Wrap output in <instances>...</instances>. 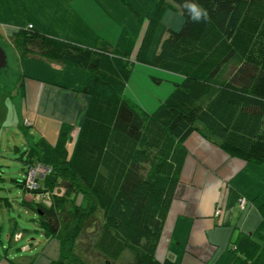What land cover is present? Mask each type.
I'll list each match as a JSON object with an SVG mask.
<instances>
[{
    "label": "trees",
    "instance_id": "1",
    "mask_svg": "<svg viewBox=\"0 0 264 264\" xmlns=\"http://www.w3.org/2000/svg\"><path fill=\"white\" fill-rule=\"evenodd\" d=\"M197 11L206 16L194 20ZM12 42L21 57L90 73L80 90L89 97L80 124L63 125L55 144L36 139L21 122L27 148L19 159L26 173L38 164L49 170L37 177L33 192L50 204H24L37 211L46 234L61 241V255L52 264H91L76 242L95 225L99 209L103 224L94 245L107 263L130 249L128 264H178L159 259L157 251L181 184L185 143L194 132L264 167V0H160L133 59L134 44L126 35L116 46L101 40L91 48L28 27ZM237 55L236 69L223 77ZM136 63L183 77L150 113L126 95ZM6 86L22 99L23 75L10 64L0 73V90ZM17 182L27 194L26 178ZM236 252L235 264H264V220Z\"/></svg>",
    "mask_w": 264,
    "mask_h": 264
},
{
    "label": "crops",
    "instance_id": "2",
    "mask_svg": "<svg viewBox=\"0 0 264 264\" xmlns=\"http://www.w3.org/2000/svg\"><path fill=\"white\" fill-rule=\"evenodd\" d=\"M126 1L138 15L123 0H0V43L10 50V65L23 75L24 84L18 110L15 91L0 96V166L3 153L20 152L16 141L22 140L27 148L22 121L36 139L44 137L55 144L63 125L80 124L89 102L80 92L89 71L37 56L21 57L13 35L33 25L51 37L91 48L101 40L116 46L126 35L134 44L130 46L133 59L160 0ZM214 140L194 132L185 143L188 154L181 184L158 246L161 260L235 264L236 245L253 235L264 220V167L231 155ZM14 186L21 193L18 190L12 201L0 187V264H52L61 255V241L48 236L36 218L31 230L20 226L13 211L32 200L18 182ZM243 197L245 207L240 204ZM219 207L222 214L217 217Z\"/></svg>",
    "mask_w": 264,
    "mask_h": 264
},
{
    "label": "rangeland",
    "instance_id": "3",
    "mask_svg": "<svg viewBox=\"0 0 264 264\" xmlns=\"http://www.w3.org/2000/svg\"><path fill=\"white\" fill-rule=\"evenodd\" d=\"M178 10L180 9L178 5H174ZM9 64H13L11 59L10 50L8 53ZM240 57L237 55L232 62L226 65L223 77H228L237 67ZM10 65V66H11ZM151 76H156L162 78L163 81L158 84L154 82ZM183 77L180 74L162 70L157 67H150L148 65L136 63L134 65V71L131 75L129 82L126 87V95L132 99V101L143 111L153 112L159 104L165 100L170 93L174 90V82H181ZM6 89L0 90V96L2 93H9L8 87ZM13 102L15 103L18 110L19 97H13ZM1 101V100H0ZM15 107V108H16ZM21 133V131H20ZM23 133V132H22ZM22 133L20 137H22ZM16 145L19 146L20 152L24 150V143L22 140L16 141ZM20 152H5L2 155V178H0V187L4 197L10 198L11 201L13 198L18 197L17 191L21 189L15 187L14 184L17 183V180L25 179L27 177V167L26 164L19 159ZM4 178V179H3ZM16 180V181H14ZM60 190H56L57 194L60 195ZM82 195H79L77 199L78 202H81ZM46 204H50V199L45 198L41 200ZM21 205V204H20ZM72 207V203L69 201L66 208L69 209ZM11 210V209H10ZM15 217L20 222V226L23 229L31 230V226L34 225V218L39 220L36 212L28 207L23 206L16 208L13 211ZM92 227H89L88 230L84 231L83 234L78 238L76 244V251L79 252L81 256L89 261L91 264H128L129 261L133 259V252L130 249H126L119 258L110 259V263H107L106 256L101 253L94 245L97 239V232L103 224V211L99 209L96 213V221ZM34 228V227H33Z\"/></svg>",
    "mask_w": 264,
    "mask_h": 264
},
{
    "label": "built area",
    "instance_id": "4",
    "mask_svg": "<svg viewBox=\"0 0 264 264\" xmlns=\"http://www.w3.org/2000/svg\"><path fill=\"white\" fill-rule=\"evenodd\" d=\"M29 28H33V25H30ZM48 168L45 167L42 164H38L35 167H32L28 170L27 172V177H26V187H27V195L29 196V199L32 201H41L42 197L39 194H35L33 190H35L38 185H37V177L38 176H44L48 172ZM2 174V171L0 170V176ZM240 204L242 207H245L247 205V200L246 198H241L240 199ZM222 214V208L219 207L217 208L215 215L219 217Z\"/></svg>",
    "mask_w": 264,
    "mask_h": 264
},
{
    "label": "water",
    "instance_id": "5",
    "mask_svg": "<svg viewBox=\"0 0 264 264\" xmlns=\"http://www.w3.org/2000/svg\"><path fill=\"white\" fill-rule=\"evenodd\" d=\"M8 52L5 47L0 43V73L2 70L9 68Z\"/></svg>",
    "mask_w": 264,
    "mask_h": 264
},
{
    "label": "clouds",
    "instance_id": "6",
    "mask_svg": "<svg viewBox=\"0 0 264 264\" xmlns=\"http://www.w3.org/2000/svg\"><path fill=\"white\" fill-rule=\"evenodd\" d=\"M206 16V13H201L199 11L195 12L194 16H193V19L194 20H199L201 18V16Z\"/></svg>",
    "mask_w": 264,
    "mask_h": 264
}]
</instances>
